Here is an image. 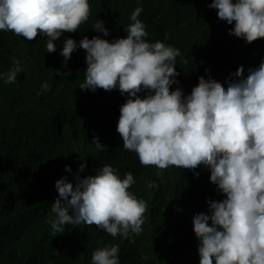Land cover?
Here are the masks:
<instances>
[{"label":"clouds","instance_id":"obj_1","mask_svg":"<svg viewBox=\"0 0 264 264\" xmlns=\"http://www.w3.org/2000/svg\"><path fill=\"white\" fill-rule=\"evenodd\" d=\"M208 7L218 10L219 20L234 24L229 35L247 44L264 39V0H211ZM91 11L89 0H0V31L28 41L45 36L47 53H54L63 33L88 24L89 31L64 41L60 55L66 66L82 48L78 64L86 78H80L79 88L91 94L79 117L85 119L96 107L98 116L108 107L114 111L110 120L118 136L94 137L91 151L106 143L123 145L142 166L159 169L157 176L174 166L199 177L195 170L203 165L226 198L208 199V212L193 216L199 264H264V61L246 76L241 65L224 81L212 68L192 75L187 67L196 65L197 57L183 54L177 44L149 39L138 19L142 7L128 17L133 23H121L114 35L103 20L89 18ZM13 65L2 74L5 83H14L23 70L15 58ZM219 71L227 76L226 69ZM42 89L49 90V84ZM86 167L80 164L75 183L67 176L55 182L51 234L81 224L113 237L140 234L147 204L129 191L135 183L132 172L121 179L119 169L104 165L87 176ZM147 187L158 185L149 181ZM119 251L118 245L98 248L91 264H120Z\"/></svg>","mask_w":264,"mask_h":264},{"label":"trees","instance_id":"obj_2","mask_svg":"<svg viewBox=\"0 0 264 264\" xmlns=\"http://www.w3.org/2000/svg\"><path fill=\"white\" fill-rule=\"evenodd\" d=\"M89 3V18L103 20L109 35L118 33L121 23H133L128 17L142 7L138 19L146 25L149 39L177 44L183 54L197 57L196 65L187 67L192 75L212 68L217 79L224 81L239 66H244L246 76L249 68L264 61V39L247 44L229 35L234 24L219 20L218 10L208 7L211 0ZM82 26L75 33H63L54 42V53H47L45 36L28 41L0 31V264H91L96 249L111 245L119 246L120 264H199L200 241L193 216L208 212V199L226 197L210 182V171L203 165L195 170L199 177L174 166L157 176L159 169L142 166L136 153L123 145L106 143L102 150L91 151L94 137L118 135L112 131L110 107L101 116L96 107L85 119L79 117L91 94L90 89L79 88L84 83L80 78H86L78 64L82 48L73 52L66 66L60 53L67 38L75 40L85 29L89 31L88 24ZM13 58L23 70L9 84L2 74L14 66ZM219 69H226L227 76ZM68 72L72 76L62 74ZM43 83L49 84V90L42 89ZM82 163L87 165L83 172L87 176L104 165L119 169L121 179L132 172L135 183L129 191L147 204L140 234L113 237L85 224L65 225L64 233L51 234L49 221L55 219L51 207L58 196L55 182L67 176L75 183ZM66 165L71 172L65 171ZM83 173L81 178L86 177ZM149 181L158 187L149 189Z\"/></svg>","mask_w":264,"mask_h":264},{"label":"bare ground","instance_id":"obj_3","mask_svg":"<svg viewBox=\"0 0 264 264\" xmlns=\"http://www.w3.org/2000/svg\"><path fill=\"white\" fill-rule=\"evenodd\" d=\"M53 174V173H52Z\"/></svg>","mask_w":264,"mask_h":264}]
</instances>
